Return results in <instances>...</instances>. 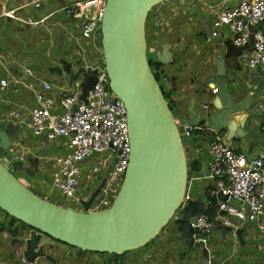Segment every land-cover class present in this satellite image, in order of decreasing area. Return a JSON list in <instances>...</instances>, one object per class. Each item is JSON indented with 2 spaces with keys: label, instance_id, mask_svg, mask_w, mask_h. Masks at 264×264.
<instances>
[{
  "label": "water",
  "instance_id": "1",
  "mask_svg": "<svg viewBox=\"0 0 264 264\" xmlns=\"http://www.w3.org/2000/svg\"><path fill=\"white\" fill-rule=\"evenodd\" d=\"M167 0H106L100 20V47L103 66L111 92L126 109L129 157L119 190L112 204L105 209L89 211L90 200L83 209L62 207L44 200L20 182L0 161V211L29 229L22 253L26 264H39L44 259L55 260L48 254L57 243L94 255H123L146 246L173 220L176 232L188 248L198 249L209 260L204 240H196L197 230L189 220L203 216L224 236L231 231L218 217L219 202L227 197L220 192L214 196L186 199L187 164L182 138L159 84L147 62L145 23L148 13ZM207 36L209 34L207 33ZM170 44L163 43L155 50L161 64L171 59ZM215 75L210 78L215 91L210 114L189 112L191 120L184 126L209 128L214 133H226V141L244 138L235 125L234 117L243 114L240 127L254 114L259 100L264 99V69L257 68L258 79L252 93L242 95L228 86L223 59H214ZM50 74L65 75L68 86L81 78L80 101L85 102L96 81V72L71 62L60 60V65L48 69ZM192 104V103H191ZM178 120V119H177ZM10 126L0 130V152L12 148ZM240 235L241 231L236 232ZM17 232L12 233L14 237ZM17 239H13V242ZM12 242V243H13ZM9 259H13L10 255Z\"/></svg>",
  "mask_w": 264,
  "mask_h": 264
},
{
  "label": "crops",
  "instance_id": "2",
  "mask_svg": "<svg viewBox=\"0 0 264 264\" xmlns=\"http://www.w3.org/2000/svg\"><path fill=\"white\" fill-rule=\"evenodd\" d=\"M25 1L0 0V80H10V76L22 78L24 83L36 87H39L41 81L51 82L54 86L51 94L58 98L69 86L65 75H51L48 72L49 68L58 66L55 63L56 57L67 58V54L70 56L75 49L76 55L64 60L76 62V66L80 68L83 64H91L87 56L89 52L95 51L80 38L78 20L63 11L65 6L78 0H43L38 9L22 8L15 13L14 18L5 16L7 11L19 8ZM185 1L181 0L182 4L178 3V0L160 3L161 12L158 16H163L165 20L160 22L159 18H155L150 25L151 34H156L158 25L169 27L173 20L178 21L177 32L175 30L171 33L176 36L175 41L167 42L170 44L171 60L162 66V82L176 102L173 117L177 118L181 125L191 120V111L211 113L215 88L210 78L216 72V57L223 59L228 86L238 88L242 95L252 93L258 81L254 76L255 70L248 69L239 61L240 51L231 46L229 33L225 32L224 36L212 39L207 36L208 31L200 30L203 28V21L208 23L209 30L212 18L223 9L234 5L236 0ZM175 3L177 5H174ZM182 6L187 8H180ZM26 19L37 22V25H27L24 23ZM185 29L188 32L195 31L194 36L183 37L180 32ZM160 46L154 45L150 48L152 51L149 53L153 58L155 50H160ZM59 47L65 49L61 54ZM171 68L172 72L169 71ZM261 101L264 99L257 103ZM256 104L251 111L254 116L245 122L243 128L240 127L243 114L234 117L236 127L246 137L233 138L227 142L226 133L208 131L204 132L203 137L191 135L184 143L188 165L186 199L196 200L209 196L208 192L213 188V181L208 178V146L211 140L220 139L234 151L246 156L256 155L259 147L264 144V131ZM33 107L32 93L24 85H14L10 81L7 88L0 89V120L6 115L5 121H0V130L11 125L9 132L13 143L11 152L6 150L0 153L3 158L7 157L6 167L9 166L12 173H23L27 180L37 184L36 188H51L55 171L54 159L65 153L66 146L63 140L46 142L31 134L26 123ZM172 227L166 226L148 243L151 249L146 251V259L156 260L157 264H204L200 250L188 248L176 232V227ZM237 231H241L240 235H237ZM237 231L234 234L231 231L226 232L223 236L220 230L215 228L200 239L205 241L209 252L207 264H264V231H257L254 224H245ZM5 233L6 231L0 232V244L6 237ZM195 239L199 240L197 237ZM58 249L59 245L55 243L47 250L55 264L56 259L53 256L58 254ZM73 251L77 252L73 264L98 263L92 261L94 254L77 249ZM86 259H89L88 263ZM100 263L103 264L102 260ZM0 264L4 263L0 260ZM39 264L50 263L42 259Z\"/></svg>",
  "mask_w": 264,
  "mask_h": 264
},
{
  "label": "built area",
  "instance_id": "3",
  "mask_svg": "<svg viewBox=\"0 0 264 264\" xmlns=\"http://www.w3.org/2000/svg\"><path fill=\"white\" fill-rule=\"evenodd\" d=\"M42 1L26 0L19 8L7 11L5 16L14 18L22 8L38 9ZM105 1L78 0L63 8L66 15L78 20L80 38L95 51L100 50V20ZM24 23L37 25L30 19ZM225 32L229 33L231 46L240 51L239 61L245 67L250 70L264 69V0H236L234 5L218 12L210 22L209 38L217 39ZM71 63L76 65V62ZM81 67L96 72V81L85 102L79 99L81 78L58 98L51 94L54 89L51 82L41 81L36 87L24 83L22 78L10 76V80H0V89L7 88L11 81L14 85H24L32 93L34 107L30 110L26 126L35 138L46 142H65V153L54 159L51 187L77 211L88 202L86 197L78 195L82 172L87 169L94 178L101 176L102 189L117 188L124 177L129 157L126 109L109 88L103 62L94 66L83 64ZM256 111L261 116L264 131V101L256 104ZM5 118L6 115L0 121H5ZM176 125L181 138L194 129L211 131L209 128L187 127L179 121ZM208 154V178L213 181L209 196L220 192L227 197L226 201L218 203L225 216L217 219L232 234L245 224H254L257 231L263 232L264 144L256 155L249 157L215 139L209 143ZM93 159L95 162L92 163ZM3 164H8L6 156ZM106 200L103 197L90 202L88 212L99 210L96 205L102 206ZM189 226L197 230L199 240L211 230V224L201 215L191 218Z\"/></svg>",
  "mask_w": 264,
  "mask_h": 264
},
{
  "label": "rangeland",
  "instance_id": "4",
  "mask_svg": "<svg viewBox=\"0 0 264 264\" xmlns=\"http://www.w3.org/2000/svg\"><path fill=\"white\" fill-rule=\"evenodd\" d=\"M187 1L188 0H186L185 2H187ZM178 3L182 4L181 0H178ZM174 5H177V4L175 3ZM159 6H160L159 4L156 5V7L152 11L150 18L145 23V37H146L147 48H152V46H154V45L159 47L161 44H163V42L167 43V42L171 41L173 43L175 41V38H176V36H174V34H171L178 28V21H176V20H173L169 27L158 25L156 27V31H157L156 34H154V32L151 34V31H150L151 22L155 21V18L158 19V14L161 12ZM185 6H187V4H185ZM177 8H178V6H177ZM180 8H185V7L182 6ZM159 19H160V22H163V20H165V18L163 16L160 17ZM202 27L203 28H200V30L203 29L204 32L208 31L207 30L208 23L206 21H203ZM181 28H183V27L181 26ZM176 32H177V30H176ZM194 32L195 31L188 32L185 29V30L181 31L180 34L183 35V37L187 38L186 36L193 37ZM201 35H203V33H201ZM64 51H65V49L63 47H59V53L60 54L63 53ZM75 51L76 50L73 49L70 56H75L76 55ZM70 56L68 53L66 57L68 58ZM87 57H88L92 66L101 64L103 62L101 47H100L99 52L98 51L97 52L94 51L93 53L89 52ZM67 58H64L61 56L56 57V59H55L56 65H60L61 59H67ZM73 68L77 69L78 67L76 65H73ZM172 70L173 69L171 68L169 71L172 72ZM51 75H54V74H51ZM47 76H50V75L47 74ZM174 119H175V122L178 121L177 118H174ZM189 138H190V136H185V134L182 136V140L184 141V143H186L189 140ZM102 156L104 157V153ZM3 159L4 158L2 156V153H0V161L2 163H3ZM91 162L93 163V162H95V160L93 159V160H91ZM7 168L10 170L9 166H7ZM13 174L20 182L23 183L24 186H26L30 191H32L38 197H40L44 200L50 201L52 203H55L59 206L61 205L62 207H72L69 203H67L63 199L61 194H59L58 191H56L54 188H52V187L48 188L45 186H42L43 188H41V189L36 188L37 184L35 185V183H33L31 180H27L26 176H24L23 173L16 172ZM101 179H102L101 176L94 178L92 175H89L87 172V169H85L82 172V176L80 179L81 185H80V189L78 191L79 196L86 197L87 200L88 201L90 200L91 203H93L97 199L99 200L100 198L106 197L107 200L104 203V205H102V206L96 205V208H98L99 210L108 208L112 204V201L115 198V196L119 190V187H120L119 186L117 188L112 187V188L102 189L103 182ZM178 213H176L174 218L168 223V225H167L168 227L173 228L172 227V226H174L173 220L178 217ZM4 214L5 213L0 211V224L8 222V219L5 218ZM13 227L17 228L16 232L18 234H16L14 237H12V234H6L5 233L6 237H5V239L1 240V244H0V260L4 264H26L23 262L22 253H23L24 247H25L24 241L28 238V235H29V229L24 228L21 225V223H18V222H14ZM13 239H17V241L13 242ZM147 245H146V247H142V248L135 250L133 252H127V253L123 254L122 257L119 258V261H117V263L118 264H157L156 260H152V259L147 260L146 259L145 253L149 252L147 250L151 249V247L149 245L148 246ZM73 250H75V249H73L71 247L64 246V245H59V249L57 251L58 254L53 256L56 259V264H73L74 261L76 260L75 259L76 258L75 253H77L76 251H75V253H73L74 252ZM10 255H13V259H9ZM109 256L110 255H108V254L95 255V256H92L94 258L92 261L98 262V263H94V264H102V263H100L101 260H102L103 264H114L113 261H109L110 260ZM88 258L91 259V257H88ZM89 259H86L87 263H88ZM37 262L41 263L42 259H38ZM79 264H81V263H79ZM88 264H93V262H91V263L89 262Z\"/></svg>",
  "mask_w": 264,
  "mask_h": 264
},
{
  "label": "trees",
  "instance_id": "5",
  "mask_svg": "<svg viewBox=\"0 0 264 264\" xmlns=\"http://www.w3.org/2000/svg\"><path fill=\"white\" fill-rule=\"evenodd\" d=\"M153 9L154 8H152L151 11L148 13L146 21L150 18ZM146 56H147L148 66H149V68H150V70L152 72V75L155 78V80L157 81V83L159 84L160 89H161V91L163 93L164 99L166 100V102L168 104V107H169L170 111L173 114L176 102H175L174 98H172L170 93L165 89V87L163 85V82H162V78H163L162 66H163V64H161L160 62L156 61V59L153 58V56L149 52L146 53ZM191 135L203 137L204 136V131L199 130V129H194V130H192L189 133L188 136H191ZM182 143L184 145V141L183 140H182ZM4 215H5V218L8 219V222L0 224V232L1 231H6L7 234H12L13 232H16L17 228L13 227V224H14L15 220H13L11 217H9L6 214H4ZM144 247H146V246H144ZM78 251H80V250H78ZM109 257H110L109 261H113L114 260V263L116 262L115 264H118L117 260H119V258H121L122 255H110Z\"/></svg>",
  "mask_w": 264,
  "mask_h": 264
}]
</instances>
